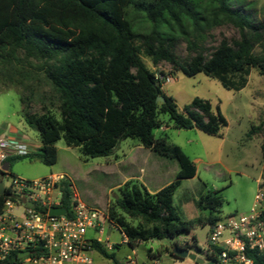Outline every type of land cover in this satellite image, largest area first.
Here are the masks:
<instances>
[{"label":"trees","instance_id":"trees-1","mask_svg":"<svg viewBox=\"0 0 264 264\" xmlns=\"http://www.w3.org/2000/svg\"><path fill=\"white\" fill-rule=\"evenodd\" d=\"M252 9L246 0H0V67L14 60L37 61L36 70L52 89L60 114L58 118L51 110L34 113L30 98H21V116L38 133L42 146L37 153L5 161L9 170L0 169V181L12 175L11 165L17 160L54 166L61 139L67 147L79 148L85 159L108 157L121 141L134 139L155 155L176 160L179 171L156 193L135 180L118 188L107 216L130 249L190 234L197 226L213 227L222 219L221 195L218 191L201 195L196 206L209 215L184 220L174 195L182 181L196 176V165L181 147L170 143L167 134L156 138L154 132L162 127L197 129L220 137L228 122L219 106L214 110L209 100L199 97L180 109L144 58L154 66L168 63L187 77L203 73L225 89L239 92L247 86L253 68L264 77V22L255 18ZM224 25L233 26L239 38L223 39L207 48L210 33ZM182 44L186 58L178 54ZM18 53L23 55L21 60ZM159 97L164 101L158 102ZM263 128L264 122L253 126L247 138ZM261 152L264 182V143ZM71 187L69 180L60 183L62 205L69 216ZM9 196V189L0 195V215ZM93 247L117 263L115 252L105 245L93 241ZM180 247L200 251L196 237ZM247 256L253 264H264V253L250 251ZM149 257L156 259L151 251ZM205 259L217 260L209 255ZM17 261L14 255L4 264Z\"/></svg>","mask_w":264,"mask_h":264},{"label":"rangeland","instance_id":"rangeland-1","mask_svg":"<svg viewBox=\"0 0 264 264\" xmlns=\"http://www.w3.org/2000/svg\"><path fill=\"white\" fill-rule=\"evenodd\" d=\"M246 4L252 5V14L259 22H264V0H246ZM238 38L239 33L233 26L224 25L210 33L206 46L212 49L223 39L232 41ZM178 54L182 58L188 56L185 44L179 47ZM17 56L20 60L23 57L19 53ZM31 62L19 63L14 60L5 68L0 67V129L2 130V127L8 124L17 125L23 121L21 98H30L32 112L41 114L45 110H51L56 117L60 118L58 102L54 98L52 89L44 83L43 73L36 70L39 63L34 60ZM144 62L156 74L162 90L174 97L180 109L199 97L209 100L214 110L219 106L228 122V126L223 129L220 137L207 135L197 129L171 128L167 134L171 144L181 147L192 161L197 159L196 176L182 181L174 195V204L182 218L190 221L209 215V211H201L196 206V201L208 191H218L223 199L220 216L248 214L254 206L258 191L256 180L260 178L261 172L264 128L254 135L253 139H248L247 134L253 126H259L261 122H264V77L253 68L247 86L236 92L225 89L218 80L209 78L203 73L187 77L175 72L168 63L162 62L154 66L147 58H144ZM11 68L23 71V75L12 71ZM27 130L34 137L39 138L35 130L30 128ZM154 134L156 138H159L163 135V131L157 129ZM139 146L141 148L136 149ZM56 149L58 159L52 168L36 161H14L11 165L12 175L2 180L4 187H8L13 178L36 181L51 173L63 174L70 179L73 196L78 197L89 207L108 212L109 206L118 196V188L115 186H122L126 177L136 173L137 167L132 168L129 164L137 162L150 168L155 163L149 158H159L162 160L161 165L165 168L160 178L163 185L174 181L179 171L176 160L159 157L142 148L134 139L121 141L112 155L94 159H85L79 148L67 147L63 139L57 142ZM129 153L132 155L125 158ZM115 155L122 160L118 169L109 166V164H115L117 160ZM133 223L137 222L133 221ZM102 227V244L106 248L107 245L112 246L113 249L119 248V251L115 253L117 263L94 252L93 264H128L127 257L133 254L124 241L122 232L110 221H103ZM210 231L209 225L197 226L190 234H182L174 239L166 238L142 243L136 248L133 257L138 264H196L189 258L184 261L173 260L169 251H172L175 244L184 246L196 237L200 251L196 248L190 251L198 257L205 258ZM97 236L98 234L94 231L88 232L90 239ZM150 251L157 256V259L149 257Z\"/></svg>","mask_w":264,"mask_h":264},{"label":"built area","instance_id":"built-area-1","mask_svg":"<svg viewBox=\"0 0 264 264\" xmlns=\"http://www.w3.org/2000/svg\"><path fill=\"white\" fill-rule=\"evenodd\" d=\"M28 154L22 143L0 139L1 164L13 156ZM63 180L69 179L61 175L36 181L13 178L5 187L10 196L0 215V264L14 255L18 256L17 264H93L92 254L97 252L93 241L103 243L102 222L109 221L107 212L73 196L70 216L68 210L64 216H51V208L64 207L60 189ZM19 204L24 207L22 216L13 212ZM89 231L98 234L97 238H88ZM107 248L113 250L112 246ZM250 251L264 253L263 181L248 214L222 217L211 228L205 255L215 256L217 264H253L247 256ZM24 252L28 255L19 257Z\"/></svg>","mask_w":264,"mask_h":264},{"label":"crops","instance_id":"crops-1","mask_svg":"<svg viewBox=\"0 0 264 264\" xmlns=\"http://www.w3.org/2000/svg\"><path fill=\"white\" fill-rule=\"evenodd\" d=\"M23 121H20L17 125L8 124V125H6V127H2L3 130L0 129V139L7 138V139H9L11 141L22 143L23 145L27 146V148L29 150V154L37 153L40 150L41 146H42L41 141H40V138L34 137L32 134H30L28 132V130H27L29 127L26 125L25 121L24 122ZM161 129L163 131V134H168V132H169V130L171 128L166 127V128H161ZM253 138H255V137H253ZM253 138H251V139H253ZM139 148H141V147L140 146L139 147H136V149H139ZM144 149H146V148H144ZM146 150H149V149H146ZM132 151L133 150H131V152ZM149 151L151 153H153L151 150H149ZM130 155H132V153L131 154L129 153L128 155H126L125 158L129 157ZM13 157H16V156H13ZM114 157H117L116 158L117 160L115 161V164H111V165L109 164V166H114V167H116L118 169L119 166L122 163V160L119 158L118 155H115ZM149 159L151 161H153V163H155V164L151 165L150 168L149 167L146 168L144 166L145 164H142V163L141 164L140 163L138 164L137 162H134V164H129V166L132 167V168L137 167V170H136V173H134L133 175H131V177H126L124 179V183L127 182V181H129V180H135V181H138L143 186H145L146 189L150 193H156L160 189H162L163 187H165L166 185H168V184L163 185L160 182L161 175H163V173L165 171V168H164V166L161 165V163H162L161 161L162 160H159V158H152V159L149 158ZM36 162H38V161H36ZM193 162L196 163L197 162V159H194ZM4 163L3 164L0 163V167H2L4 165ZM52 167H50V168H52ZM262 172H263V162L261 163L260 178L256 180V183H257L258 187H259V184L263 181L262 180ZM53 175L65 176L63 174H54V173H51L47 177H50V176H53ZM47 177H43V178H47ZM22 180H27V179H22ZM27 181H29V180H27ZM119 187H121V185H116L115 186V188H119ZM13 212L16 215H18V216H22V214L24 213V207L22 205H20V204L19 205H16L14 207V209H13ZM124 241H126V243H127V239L125 237H124ZM135 250L136 249L132 250V254L133 255H135ZM189 250H191V249H189ZM112 251H114L115 253H117L119 251V248H114ZM133 255L127 257L128 264H138L137 261H136V259L133 257ZM152 255L155 256L153 252H152ZM155 257L157 259V256H155ZM170 257L173 260H176V261H184L186 259V258L185 259L177 258L176 256H172V255H170Z\"/></svg>","mask_w":264,"mask_h":264},{"label":"water","instance_id":"water-1","mask_svg":"<svg viewBox=\"0 0 264 264\" xmlns=\"http://www.w3.org/2000/svg\"><path fill=\"white\" fill-rule=\"evenodd\" d=\"M163 101H164L163 97L158 98V102H163ZM1 170L7 172L9 170V163H4ZM5 192H6V188L4 187L3 182L0 181V195L5 194ZM27 206L33 207V204L28 203ZM49 213L51 216H58V217L64 216L67 213V209L64 207H53L50 209ZM172 253L177 258H182V259L189 258L190 260L196 262L197 264H217L215 260H206L205 258L198 257L197 254L191 252L189 249L180 247L178 245L173 246ZM27 255L28 253L24 252V253H20L19 257H25Z\"/></svg>","mask_w":264,"mask_h":264}]
</instances>
